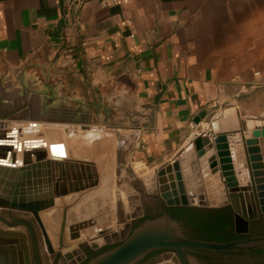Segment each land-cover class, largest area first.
<instances>
[{"label": "crops", "instance_id": "0c3cea01", "mask_svg": "<svg viewBox=\"0 0 264 264\" xmlns=\"http://www.w3.org/2000/svg\"><path fill=\"white\" fill-rule=\"evenodd\" d=\"M8 96L96 110L93 128L115 133L122 159L157 172L223 112L264 127V0H0V97ZM6 124L4 136L42 140L44 161L62 133L79 131ZM41 128L43 138H20ZM254 146L264 161V137Z\"/></svg>", "mask_w": 264, "mask_h": 264}, {"label": "water", "instance_id": "95a60500", "mask_svg": "<svg viewBox=\"0 0 264 264\" xmlns=\"http://www.w3.org/2000/svg\"><path fill=\"white\" fill-rule=\"evenodd\" d=\"M63 103L43 99L31 108L16 96L0 97V128L8 125L6 121H29L34 127L41 122L77 130H91L98 123L96 110L93 115L90 109L80 104L70 106ZM222 114L221 117H212L208 130L195 132L183 151L157 170L158 196L155 197L164 208L216 209L229 206L233 212L234 232L247 237L227 243L189 239L183 235L182 223L162 209L160 216L141 221L118 245L86 264H133L152 250L172 251L179 257L178 261L175 255L163 254L152 264H187L185 250L213 253L250 252L264 248V235H252L253 222L264 215V161L257 155L259 147L254 146L259 137H264V127L255 123L249 130L247 123L239 120L230 110ZM205 117L206 112L203 111L193 119V123L198 124ZM12 132L11 136H4L0 130V211L30 213L48 251L52 252L40 212L53 207L58 198L96 186L98 175L93 163L67 159L61 146H50V158L44 161L48 153L43 150L45 143L42 140L17 143L12 137L17 132ZM22 149L24 151L19 160ZM122 158V148L119 147L116 151L118 165ZM246 170L248 177L241 179L238 174ZM19 224L8 223L0 217V264H32L28 236L19 229ZM23 224L30 228L28 223ZM65 224L63 213L58 240L62 249L66 245ZM78 227H70V239L80 238ZM105 234V230H98V235ZM32 237L37 258L35 239ZM108 240L105 239L106 242ZM90 247L99 246L92 241Z\"/></svg>", "mask_w": 264, "mask_h": 264}, {"label": "rangeland", "instance_id": "374dc122", "mask_svg": "<svg viewBox=\"0 0 264 264\" xmlns=\"http://www.w3.org/2000/svg\"><path fill=\"white\" fill-rule=\"evenodd\" d=\"M30 129L24 130L23 133L20 132V138H43L45 135L43 128L35 132ZM89 131L74 132L78 135L77 138L74 135L68 136L69 132L67 134L62 133L61 141L55 143L64 149V153L65 148L67 149V156L73 154L87 160L95 158L97 161L94 164L99 180L96 186L58 198L53 207L40 212V218L45 228L46 226L49 228L47 233H49L52 252L48 251L33 216L23 212L34 219L38 230V245L44 264H76L80 257H83L82 248H89L92 241L96 242L98 246H105L107 243L105 239L120 235L136 217L143 213L142 205L145 194L149 197L150 195L158 196L157 172L152 173L140 163L128 164L124 159L118 165L116 163L117 142L115 133L96 128ZM88 135H92L93 138L89 139ZM145 184L148 188L147 191ZM62 201L66 203V211H68L64 243L71 247L67 249L59 248L58 241L62 221L60 209ZM76 201L80 205V210L74 209L76 205L73 204ZM2 211L5 210L0 212ZM48 214L52 215L48 217ZM74 225H78L80 228L81 236L78 239L69 238V229L70 227L73 228ZM19 229L25 230L22 226H19ZM100 229L105 230L106 234L98 235ZM51 232H55V235ZM87 236L93 239L90 240ZM152 263L155 261L148 264Z\"/></svg>", "mask_w": 264, "mask_h": 264}, {"label": "flooded vegetation", "instance_id": "af4514ba", "mask_svg": "<svg viewBox=\"0 0 264 264\" xmlns=\"http://www.w3.org/2000/svg\"><path fill=\"white\" fill-rule=\"evenodd\" d=\"M145 195L146 198L143 196L144 197L143 200L144 202L142 205L143 213L138 217H136L127 226L126 230H124L120 235L113 236V238L109 239L105 246H99L98 248H91V247L82 248L83 257H80V260L76 264H82L86 259L91 260L93 257H95L93 256V254L99 251L101 248L115 244L118 245L120 241H122L126 236H128L131 233L132 229L136 227L141 221L148 218H155L160 216L162 213V209H165V211L171 217L170 213L167 211L168 207L164 208L155 196L150 195L149 197L147 194ZM225 207H228L230 209L232 221L230 226H226L225 231L218 232V235H220L223 241L203 240V238L206 237V235L200 233L197 230H192L191 228H187L182 220H177L181 222L183 225L184 228L183 235L189 239L224 242V243L231 241H240L245 239L247 237L246 235L236 234L234 232L233 212L229 206H225ZM188 208H192L193 210L201 209V208H193V207H188ZM205 209H211V208H205ZM0 217L8 223H12V224L20 223L19 226L25 228V230L23 231L28 236L32 264H44L42 263V256H41L42 254L38 245V230L37 227L35 226L34 219L30 217L29 214H25L21 211H12V210H5L0 212ZM25 222L30 225V228L26 224H23ZM188 234H192L195 237H189ZM32 235L34 236L35 239L37 258H35ZM252 235L253 236L264 235V215H261L259 219L253 222ZM163 254L175 255L179 261V257L175 252L168 250H152L146 253L142 258H140L133 264H148L151 261H155L157 257L162 256ZM184 256L187 264H263L264 248H256L254 250H251L250 252H246L245 250H239V251H231V252H213V253L200 251V250H185Z\"/></svg>", "mask_w": 264, "mask_h": 264}, {"label": "trees", "instance_id": "16d2710c", "mask_svg": "<svg viewBox=\"0 0 264 264\" xmlns=\"http://www.w3.org/2000/svg\"><path fill=\"white\" fill-rule=\"evenodd\" d=\"M167 211L172 218L182 220L187 228L197 230L206 235L203 240L223 241L220 235H218V232L225 231L226 226H230L232 221L231 212L228 207L214 210L205 208L193 210L185 206H175L168 207ZM188 236L195 237L192 234H188ZM116 245L117 244L101 248L99 251L95 252L93 256H97ZM88 261L89 259H86L82 264H86Z\"/></svg>", "mask_w": 264, "mask_h": 264}, {"label": "bare ground", "instance_id": "6f19581e", "mask_svg": "<svg viewBox=\"0 0 264 264\" xmlns=\"http://www.w3.org/2000/svg\"><path fill=\"white\" fill-rule=\"evenodd\" d=\"M76 138V137H75ZM15 142H21V141H18L17 139H16V141ZM22 143V142H21ZM19 156H20V154H19ZM20 158V157H19ZM239 175V177L241 178V179H246V178H243V177H241V173H239L238 174ZM76 203H78L77 201L73 204V205H76ZM65 202L64 201H62V204H61V206H60V209H61V215L64 213L65 214V216H66V220H67V212L68 211H66V212H64V210H65V208H66V206H65ZM50 211V210H49ZM48 212V211H47ZM49 215H52V214H48V217H49ZM48 227L46 226V230H47V232H48ZM50 232V231H49ZM65 232H66V224H65V230H64V234H65ZM49 234V233H48ZM51 234H53V235H55V232H51ZM64 239H65V236H64ZM71 246H66V245H64V249H67V248H70Z\"/></svg>", "mask_w": 264, "mask_h": 264}, {"label": "built area", "instance_id": "2783aa9c", "mask_svg": "<svg viewBox=\"0 0 264 264\" xmlns=\"http://www.w3.org/2000/svg\"><path fill=\"white\" fill-rule=\"evenodd\" d=\"M84 0H65V4L68 7H75L81 4ZM99 2L103 5H110L116 2V0H99Z\"/></svg>", "mask_w": 264, "mask_h": 264}]
</instances>
